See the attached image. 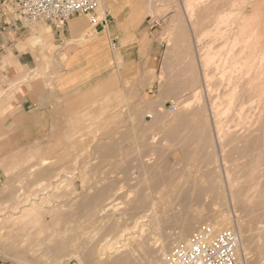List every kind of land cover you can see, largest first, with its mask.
Wrapping results in <instances>:
<instances>
[{"label":"rangeland","instance_id":"374dc122","mask_svg":"<svg viewBox=\"0 0 264 264\" xmlns=\"http://www.w3.org/2000/svg\"><path fill=\"white\" fill-rule=\"evenodd\" d=\"M136 3L143 6L141 23L155 26L167 53L176 48L182 58L170 78L172 97L153 109L163 113L147 110L137 117L143 96L157 100L160 88L137 91L128 81L124 90L101 92L84 107L60 112L68 123L52 139L20 147L10 139L9 123L18 86L0 90V264H102L108 257L88 249L103 251L122 227L128 228L122 247L147 234L146 253L153 257L213 224V235L233 229L244 236V264L245 257L249 264H264V0H108L106 13L115 17ZM217 19L223 22L220 32ZM188 24H194L196 49L211 66L198 92L187 82L186 51L195 44ZM50 62H38L22 81L35 85L48 78L53 87ZM172 101L179 106L174 115ZM152 113L153 120L147 118ZM158 115L165 119L160 129L153 124ZM149 124L148 131L140 129ZM44 157L54 159L60 182L9 190V179L21 185ZM64 157L70 161L66 171ZM24 212L32 217L16 235L14 225ZM144 216L143 232L135 226Z\"/></svg>","mask_w":264,"mask_h":264},{"label":"crops","instance_id":"0c3cea01","mask_svg":"<svg viewBox=\"0 0 264 264\" xmlns=\"http://www.w3.org/2000/svg\"><path fill=\"white\" fill-rule=\"evenodd\" d=\"M2 1L0 0V90H11L18 86V101L14 105V115L9 117V123L12 125L10 139L18 140L20 147L23 142L52 139L58 128L68 123L59 116L60 112L69 113L84 107L91 103L92 96L96 97L101 92L116 93L124 90L128 81L134 89L142 87L145 92H150L153 85L160 88L157 100L143 96L137 117L147 110L152 111L165 97H172V91L175 90L170 78L176 75L175 71L182 58H179L181 55L176 48L167 53L168 45L154 36L152 30L155 26L141 23L144 15L142 4L136 3L133 9L120 8L114 12L115 17H112L107 26L98 27L89 33L85 16L71 19L62 29H56L48 23L41 27L40 24L28 27ZM104 1L100 5V13L108 9V0ZM190 38L195 44L193 43L190 51H186L189 66L187 82L196 86L195 92H198L203 89L204 76H211L208 73L211 66L207 63L209 59L204 58L196 49L198 37ZM169 47L171 48V44ZM44 60L52 61L49 67L53 71L50 75L54 78L53 87L47 86L51 81L48 78L35 85L22 81L38 68V62ZM130 117L134 118L132 114ZM157 121L158 118L154 121V126ZM149 127L150 124L140 129L148 131ZM53 160L44 157L35 163L29 173L33 175L24 176L26 185L22 182L15 186L14 180L9 179L7 187L9 190L12 187L36 188L38 182L41 185L60 182L62 175L54 168ZM69 162L68 157L60 160L63 171L67 170L64 167Z\"/></svg>","mask_w":264,"mask_h":264},{"label":"built area","instance_id":"2783aa9c","mask_svg":"<svg viewBox=\"0 0 264 264\" xmlns=\"http://www.w3.org/2000/svg\"><path fill=\"white\" fill-rule=\"evenodd\" d=\"M18 18L28 27L48 23L56 29L64 28L68 22L80 16L89 19L91 32L107 26L112 16L99 14L101 0H3ZM173 103L171 112L175 110ZM153 119V115L147 116ZM240 238L232 230L212 234L205 226L190 239L175 248L166 264H239Z\"/></svg>","mask_w":264,"mask_h":264},{"label":"bare ground","instance_id":"6f19581e","mask_svg":"<svg viewBox=\"0 0 264 264\" xmlns=\"http://www.w3.org/2000/svg\"><path fill=\"white\" fill-rule=\"evenodd\" d=\"M226 2V1H225ZM102 3H104V2H102ZM216 3H217V1H216ZM220 4V2L218 3V5ZM227 4V3H226ZM216 5V4H215ZM225 8H226V6H225ZM185 9V8H184ZM222 10V9H221ZM223 11V10H222ZM228 11V10H227ZM233 11H235V10H233ZM237 11V10H236ZM99 12H100V9H99ZM224 12V11H223ZM217 13H220V12H217ZM225 13V12H224ZM234 12H232V14H233ZM236 13V12H235ZM228 14V13H227ZM226 14V15H227ZM106 15V11L104 12V13H101L100 14V16L101 17H104ZM223 15V14H222ZM225 15V14H224ZM225 15V16H226ZM229 15H230V13H229ZM226 18V17H225ZM218 20V23H217V31L218 32H220V27H221V25H222V19H217ZM190 23V22H189ZM226 23V22H225ZM223 25H225V24H223ZM188 26H189V28H191V30H192V33H193V37H197L196 36V30H195V28H194V24H188ZM216 31V32H217ZM218 35V34H217ZM200 61V60H199ZM199 65H200V63H199ZM201 66V65H200ZM203 70V69H202ZM203 76V75H202ZM264 86V85H263ZM173 102V104L174 105H176L175 106V110L173 111V112H171V115H174V114H176L177 112H178V109H179V106H178V104L177 103H175L174 101H172ZM155 113H156V111H158V110H153ZM157 113H163V110H159ZM179 114V113H178ZM149 115V114H148ZM152 115H153V119H154V114L152 113ZM162 115H158L157 116V118H158V121L156 122V125H155V127H157L158 129H160L159 127H161V126H164V121H165V119H163L162 120V117H161ZM178 116V115H177ZM173 118V117H172ZM152 119V120H153ZM163 128V127H162ZM180 128V127H179ZM161 131H162V129H161ZM255 162V161H254ZM30 202V201H29ZM139 205H142V204H140V203H138ZM235 204H237V203H235ZM258 204V203H257ZM125 205H127V204H125ZM137 205V204H136ZM135 205V206H136ZM263 205V204H262ZM33 206V205H32ZM137 207V206H136ZM244 207V206H243ZM257 207V206H256ZM27 208V207H26ZM35 208V207H34ZM21 209V208H20ZM236 209V208H235ZM110 210V209H109ZM239 210V209H238ZM237 210V211H238ZM244 210V209H243ZM106 212V211H105ZM253 212V211H252ZM26 212H24L23 213V215H24V220L23 221H21V222H17L15 225H14V231H16L15 233H16V235L17 234H19V232H20V230H19V228H20V226H24V225H26L27 223L26 222H28L30 219H31V214L29 215V213L28 214H25ZM151 213H153V214H157V210H152V212ZM125 214L126 213H124V215L123 216H125ZM126 216H127V214H126ZM22 217V216H21ZM153 217V216H152ZM152 217H150V219L152 218ZM110 218V217H109ZM108 218V219H109ZM147 218H149V216H144V217H142V218H139V219H137V221H136V226H135V229H137V228H141V230L144 228V222H145V220L147 219ZM110 220H112V219H110ZM141 220H143V221H141ZM110 223V222H109ZM108 223V224H109ZM30 225H32L33 224V221H30V223H29ZM115 225H120L119 224V222L117 221V222H115ZM217 225L218 224H213L212 226H210V228H211V230H212V233H216L215 232V230H216V228H217ZM12 226V225H11ZM235 226V225H234ZM229 227V226H228ZM127 228V227H126ZM163 228H164V225H163V222H162V224L160 225V227H159V229L160 230H162L163 231ZM12 229V228H11ZM227 229H231V228H227ZM3 229H1V234H2V231ZM235 230V229H234ZM13 231V232H14ZM137 231V230H136ZM143 231V230H142ZM146 231V230H145ZM218 231V230H217ZM232 231H233V229H232ZM144 232V231H143ZM137 233V232H136ZM142 233V232H141ZM237 233V235L239 236V238H240V252H239V257H240V261H239V264H244V259L242 258V249L244 248V246H247L246 244H245V241H244V236L241 234H239L238 232H236ZM135 234V233H134ZM138 234V233H137ZM188 234H189V232L188 231H185V232H183L182 233V235L186 238V236H188ZM8 235H10L9 233H8ZM127 235H128V228L127 229H124L123 227H122V229L117 233V235H115V236H113L112 235V238H111V240H110V242L108 243V245L104 248V250L102 251L101 249V251H99L98 250V248H94V249H88V251L91 253V254H93L94 256L97 254L98 255V257H100L102 260L103 259H105V258H107L108 257V259H105L104 260V262L102 263V264H132L134 261L136 262V261H140L141 262V264H163L164 262H166L167 261V258H168V254L169 253H171L172 252V249L173 248H171L170 247V250H169V248L167 247V246H165L164 248H162L161 249V251L158 253V254H155V256H151V255H149V253L147 254L146 253V248H147V246H148V244H149V241H150V238H148L147 237V234H143L142 233V235H141V237L139 238V239H137L136 240V244L134 245V246H127V244H126V246L125 247H122V244L125 242V239H126V237H127ZM12 236V235H11ZM152 237V236H151ZM246 237V236H245ZM189 238H191V237H189ZM95 239V238H94ZM247 239H249V238H247ZM184 240V238L183 239H180L179 240V243H180V245H182V244H184V242H182ZM188 241H189V239H187ZM250 242V240H247V242ZM7 242V241H6ZM113 244L116 246V247H113ZM5 245H6V243H5ZM7 246V245H6ZM124 246V245H123ZM31 250V249H30ZM169 251H171V252H169ZM72 257L73 258H75V259H78L79 258V256H78V254L77 253H75V254H72ZM167 257V258H166ZM19 260H21V261H24V262H26V258L25 257H23V256H20L19 258H18ZM101 260V261H102ZM245 264H249L248 263V259L245 257Z\"/></svg>","mask_w":264,"mask_h":264}]
</instances>
